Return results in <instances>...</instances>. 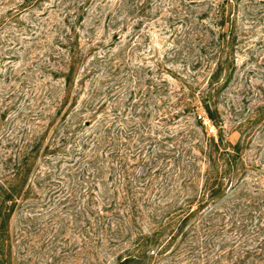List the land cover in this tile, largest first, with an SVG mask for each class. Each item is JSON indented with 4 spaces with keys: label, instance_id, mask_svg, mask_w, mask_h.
Masks as SVG:
<instances>
[{
    "label": "trees",
    "instance_id": "trees-1",
    "mask_svg": "<svg viewBox=\"0 0 264 264\" xmlns=\"http://www.w3.org/2000/svg\"><path fill=\"white\" fill-rule=\"evenodd\" d=\"M71 1L57 25L60 50L46 54L48 78L25 94L20 124L0 134V256L22 264L28 228L42 226L54 239L84 232L92 264L105 246L117 250L109 264H155L159 255L264 264V141L245 152L252 127L264 125V95L249 114L235 112L244 132L235 141L217 105L237 68L236 10L264 0H159L148 15L156 0H115L116 14L137 19L125 35L113 20L108 43L80 39L89 2ZM155 20L161 46L141 30ZM182 116L184 130L163 126ZM205 117L217 133L203 128Z\"/></svg>",
    "mask_w": 264,
    "mask_h": 264
},
{
    "label": "rangeland",
    "instance_id": "rangeland-1",
    "mask_svg": "<svg viewBox=\"0 0 264 264\" xmlns=\"http://www.w3.org/2000/svg\"><path fill=\"white\" fill-rule=\"evenodd\" d=\"M60 1L0 0V114L7 110L5 117L0 119V134L7 129L12 119L17 118V123L20 124V113L26 106L25 94L34 82L39 83L42 80L40 78L47 79L49 76L47 65L52 66L53 63L46 54L60 50L55 43L57 25L66 6H70L71 10L74 8L71 0L62 4ZM100 1L88 0L84 20L77 25L81 40L93 34L94 39H104L103 43H108L114 30L113 20L119 22L117 28L125 29H121L125 35L131 29L133 20L137 19L131 16L126 18L122 11L116 14L115 0ZM158 2L159 0H156L157 4L152 9L146 8L144 14L148 15L155 12L156 8L162 7L164 1ZM235 15L239 25L242 24L238 28L242 35L238 38L235 54L237 68L232 74L230 84L217 97V105L223 112L227 137L231 141L244 135V132L240 135L235 129L236 122L240 119V115L235 112L241 111V116L249 114L263 103L264 95V4H241ZM144 18L143 20H146ZM161 24V20L148 21L141 28L142 31L150 32L153 43L158 42L157 46H161V39L166 37L159 28ZM148 47L149 45L143 46L140 52L147 51ZM107 50L112 49H108V46L96 47L97 52L107 53ZM101 70L103 69H100L98 76L102 74ZM91 81L92 78L85 86L88 87ZM199 114L205 116L200 110ZM186 123L188 122L182 116L163 126L169 130H184ZM202 125L208 132L217 133V127H214L206 117ZM195 128L200 130L202 127ZM251 130L254 134L251 143L245 149L246 156L253 154L256 143L264 141V125H261V122L254 125ZM245 131L248 132V129ZM45 219L46 217L42 216L38 223H44ZM20 225L21 218L16 215L13 219V232H17ZM41 228L42 226L35 231L28 228L26 243L32 251L26 255L22 264H92L84 243V232L77 234L75 230H66L63 236L54 239L53 235L56 233L53 230L46 231ZM115 249L108 246L98 248L101 264L113 262L111 256L117 251ZM177 262L175 256L159 255L155 264ZM0 264H7L2 256Z\"/></svg>",
    "mask_w": 264,
    "mask_h": 264
}]
</instances>
